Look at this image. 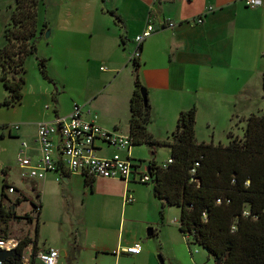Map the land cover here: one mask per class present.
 Masks as SVG:
<instances>
[{
	"label": "crops",
	"instance_id": "1",
	"mask_svg": "<svg viewBox=\"0 0 264 264\" xmlns=\"http://www.w3.org/2000/svg\"><path fill=\"white\" fill-rule=\"evenodd\" d=\"M79 1L81 2L77 4L60 3L49 9L44 18L49 23L52 47L44 52V57L55 51L58 44L60 55L51 54L50 60L56 58L64 71H74L76 54L82 50L79 46L80 40H105L109 35H115L117 38V50L125 51L127 45L132 44L133 51L137 46L134 40L136 35L143 31L148 19L153 18L158 30L143 42L139 72L152 106L148 129L157 139H172L170 135L177 126L180 111L193 105L198 108V141H210L205 136H198L202 118L206 132L212 131L211 141L215 142L219 123L217 115L220 109L223 111L222 120H230L229 124L235 118L248 116L252 111V104L248 102L252 98L250 89L253 86V78L264 72V0L256 6L246 5L245 0H127L126 9L113 5L100 6V0H97L95 12L91 9V12H94L93 18L87 14L92 7L88 0ZM54 15L58 16L57 21H54ZM116 15L121 20L117 21ZM200 16L204 19L203 23L196 22V18ZM102 17L107 18V21H101ZM161 21H172L176 24L174 27L167 24L163 27ZM130 58L128 53L122 56L108 51L97 58L88 52L86 71L90 70L91 64L97 65L98 61H102L107 65V69L103 71L113 75V78L111 80L109 76V80L99 82L87 93L80 95L83 102L73 100L68 107L63 103V98L69 94L67 85L60 83L62 92L55 102L54 88L49 83L46 85L44 79H41L45 85L40 84V87L30 90L34 102L46 105V109L39 113L38 120L34 123L36 131L39 122L51 120L56 115L67 116L75 104H80L87 118L95 120L108 130L129 134L130 99L135 88L134 74L131 77L133 84L123 93V102L119 107L114 106L115 102H105V97L111 96L107 92L111 84L118 79L120 72L130 66ZM102 66L99 67L100 70ZM132 68L134 71V65L129 67L131 71ZM27 84L28 81L23 89L22 103L27 95ZM227 102L228 108L225 106ZM240 106L243 110H240ZM4 123L6 125L8 122ZM228 127L230 125L226 126V131L232 129V126ZM33 144L29 143V151L35 148L30 153L37 158L39 151L36 134ZM101 145L103 149L99 151L100 155L113 153V148L103 143ZM169 159L165 163L155 161L165 166ZM86 179L91 178L82 173L58 170L49 171L45 177L36 179L33 183L41 193L42 202L43 194L50 193L54 188L63 196L67 193L71 196L74 192L72 182L87 184ZM93 179L91 189L98 196L94 202L98 203L99 198L103 199L104 203L115 202L121 210L120 217H112L113 223H106L99 213H80L75 219L78 230L74 234V241L56 243L61 256L67 257V260L74 259L76 264H159L157 255L160 248H157L151 239L145 240L143 237V229L149 230V225L153 224L155 219L148 209H159L162 206V200L155 195L153 185L148 187L104 177ZM14 185L24 189L25 195L28 192L35 194L34 190L24 187L21 179ZM130 191L134 193L135 200L127 203L125 197ZM132 208L145 209L142 221L127 217ZM171 209L166 206L162 218V233L167 240L166 243L162 238L160 242V246L163 243L167 247L163 257L164 264H210L207 261L211 258L210 255H203L200 251L195 255L193 242L181 231L180 208L178 207L179 214L176 211L174 218L168 216L171 215ZM42 211L41 207L39 221ZM156 233L157 228H153L152 235ZM41 237L46 239L39 229L38 245L45 248L39 244ZM136 242L142 243L141 252L128 253L126 248ZM201 247L208 252L206 248ZM216 263L218 264L217 261ZM59 264H65L63 258L59 259Z\"/></svg>",
	"mask_w": 264,
	"mask_h": 264
},
{
	"label": "trees",
	"instance_id": "2",
	"mask_svg": "<svg viewBox=\"0 0 264 264\" xmlns=\"http://www.w3.org/2000/svg\"><path fill=\"white\" fill-rule=\"evenodd\" d=\"M40 3V0H16L11 20L5 26L6 43L0 48V81L8 93L0 102L2 106L11 107L22 102L26 60L32 54L36 55L42 75L56 83L49 74L47 58L37 54V38L50 28L47 19L40 21ZM115 18L121 20L117 15ZM139 48L142 50L143 44ZM132 63L135 88L130 99L129 135L133 145L147 143L171 147V161L167 165L151 162V183L155 195L162 200V218L166 206L179 207L181 231L191 237V242L207 248L219 264H264V114L252 113L245 118L247 126L243 138L233 137L228 144L198 141V108L193 105L180 111L171 140L157 139L148 129L152 106L140 77L141 62L133 58ZM142 89L146 91V99ZM57 96L55 90V102ZM93 181V178L86 179L91 187ZM10 185L6 180L2 185L0 221L4 223L13 216L18 217L16 205L28 198L18 189L20 194L16 202L8 206ZM32 187L40 199L41 193L34 183ZM33 204L39 213L36 236L28 234L21 238L19 251L29 243L39 248L42 203L34 201ZM27 217L33 219L31 215ZM0 228V236H10L7 227ZM6 264L19 262L10 258Z\"/></svg>",
	"mask_w": 264,
	"mask_h": 264
},
{
	"label": "rangeland",
	"instance_id": "3",
	"mask_svg": "<svg viewBox=\"0 0 264 264\" xmlns=\"http://www.w3.org/2000/svg\"><path fill=\"white\" fill-rule=\"evenodd\" d=\"M40 2L41 3L39 7V15L40 21L42 23L44 19H46L44 17H46L49 9H53L56 5L60 3L77 4L81 1L40 0ZM88 2L89 5L92 7H90V11L87 14L90 18H93L95 8L96 6H98V1L88 0ZM111 5L119 7L120 9L128 8L127 0H100V6L109 7ZM15 8L16 0H0V48L3 47L6 43L5 26L7 22L11 20ZM91 9L94 12H91ZM53 18L54 21H57L59 19L57 15H54ZM100 20L107 21V18L102 17ZM48 30H50V28ZM46 32L37 38V54L40 57H44V52L50 50L52 47L51 38L46 37ZM116 43L117 38L115 37V35H109V37L105 40L101 38H95L93 40H80L79 46L82 50L78 51L76 54V69L74 71H64L58 63V60L54 57L53 60H50L49 57L51 56V54H54L56 56L60 55L61 50L58 44H56L55 51L49 52V55L45 57L47 58V67L49 74L57 83L49 81L42 75L36 55H33L32 57L28 58V60L26 61L27 71L25 74L26 83L28 81V84L27 95L24 102H21L20 104L11 107L0 105V203L3 182L6 180L9 183H19L20 181V168L18 165L17 157L19 149L23 141H27L31 145H34L33 139L36 134V127L34 123L37 122L39 113L46 109V105L43 106L40 105L38 102L33 101L30 94V90H32L33 88L36 89L37 86L40 87V84H42L43 86L49 83L54 88V92L55 90H57L58 95H60L62 92L59 88L60 83L64 82L63 84L67 85V91L69 92L68 96L63 98V103L65 107H68L69 103H71L73 100H80V102H83L82 99H80L81 94H83L84 92L87 93L99 82H102L103 80L107 79L109 80V76L111 80L113 78V75H110V73H106L105 71L100 70L99 67L101 65L105 67L107 66L106 63L102 61H98L97 65L91 64L90 70L88 72L86 71V69L88 70V60L86 59L88 52L93 53L94 56L97 58H100L104 53L108 51H111L116 55L122 56L128 53L131 57L134 51L131 50L132 44L127 45L126 50H121V52L115 47ZM129 65L130 68L131 66H133L132 60H130ZM129 67L123 69L120 72L118 79L113 84H111V87L107 92V94H110L111 96L105 97V102L109 104L115 102V107H119L122 104L123 93H126L127 89L129 90L131 88V85L133 84V80L131 81V77H133V68L131 71ZM263 74L264 72L253 78V86L252 89H250L252 98L248 102V104H252V111L249 113V115H251L252 113L264 114ZM41 79H44L45 84L41 82ZM6 96L7 89L5 88L4 84L0 82V102H2ZM225 106L228 108L229 103H225ZM239 108L240 110H243L241 106ZM222 114L223 111L220 109L219 115H217L219 121L217 125V134L214 139L215 142H213H222L228 144L233 137L243 138L247 126V120L245 118H247L249 115L246 117L235 118V120L229 124L230 120H222V118H224ZM3 122H8L10 125L17 124L19 126V129H14L13 133H9V129L5 128V123L3 124ZM199 125L200 126L198 136H205L207 140H213L212 131L206 132L205 130L204 118L201 119ZM227 125H230V127L228 128H231L232 126V129L230 131H226ZM230 132L232 136H230ZM208 133L209 135H207ZM170 136V138H172V135ZM167 139H169V137ZM34 149L35 148L31 149L30 152H32ZM132 155L137 160H143V162L147 165H149L153 160H156L160 163H165L169 158H171V148L169 147V145H150L147 143L134 144L132 146ZM6 165L8 167H5ZM5 168L8 169L7 172H5ZM136 183L152 187L151 182H135L134 184ZM61 184H63V182ZM72 185L74 192L71 196L68 193L67 195L63 196L60 194L57 188H54L51 190L50 193H45V195L43 194L42 202L41 198L39 199L34 193L28 192V196L26 194L28 198H24L19 204L16 205L15 209L18 214V217L13 216L9 218L6 223H4V221H0V226L3 228L7 227L9 235L11 236L23 238L24 236L29 234L33 238H35L39 213L38 211L34 210L33 202H41L43 213L40 218V234L42 236H46V239H43L41 237V239L39 240V244L41 247H58L56 243H58L59 241H61V244H65V241L68 242L69 240L74 241V234L78 230V225L75 219L76 216H78L80 213H99L106 223H113L112 217L119 219L121 210L119 206L115 205V202L104 203V200L99 198L98 203H95L94 200L97 199L98 196L93 193V190L91 189L90 185L80 183L78 181H73ZM9 195L11 201H6L8 206L16 202V199L19 194L9 193ZM169 207H171L172 209L171 215L169 214L168 216L169 218H174L176 216V211L178 213L179 209L177 206ZM160 211L161 207L159 209H152V207L148 209V212L153 215V218L155 217L154 223L150 224L149 228H157V233L152 236H149L148 229L145 228L143 229V237L145 240L151 239L152 242L156 245V247L160 248V251L157 255V259L159 264H164L165 261L162 263L160 257H164L167 251V247L166 245L164 246L163 243L162 246H160V242L162 238L165 240L166 243L167 240L165 238L164 233H162L163 224ZM144 214V208H132L130 210V213H128L127 217L132 218L134 220L142 221ZM27 215H31L33 219H29ZM0 233L2 234L1 230ZM192 248L194 250L195 255L197 251H200L203 255H210L211 258L207 259V261L210 264H217L214 256L203 250L200 245L193 243ZM60 258L64 259L65 264H76V261L74 259L67 260V257L64 258L63 256H60Z\"/></svg>",
	"mask_w": 264,
	"mask_h": 264
},
{
	"label": "built area",
	"instance_id": "4",
	"mask_svg": "<svg viewBox=\"0 0 264 264\" xmlns=\"http://www.w3.org/2000/svg\"><path fill=\"white\" fill-rule=\"evenodd\" d=\"M246 5L256 6L263 0H245ZM203 17H197V23H203ZM164 26L174 27L175 22L161 21ZM158 28L153 18H149L143 31L136 35V48L131 55L140 58L143 42L150 37ZM106 70L105 66L101 67ZM12 133L19 129L17 124L5 125ZM36 141L39 155L34 158L29 151L30 145L23 141L18 152L19 177L28 190H33L32 184L36 179H41L49 171L67 170L72 173H82L89 178H112L122 179L126 182L149 183L153 181L151 163L145 164L143 160H137L131 153L133 141L129 134L118 130H108L95 120L89 119L80 104H75L72 112L67 115H56L51 120L38 123ZM113 148L111 155L102 156L99 151L103 149L101 144ZM171 161V158L169 159ZM199 165V162L196 163ZM149 168L151 171H149ZM24 189L11 184L7 188L8 193H18ZM135 200L133 192H128L125 201L132 203ZM220 202L221 199H218ZM39 209V208H38ZM37 211V210H36ZM188 239L191 237L189 235ZM21 238L17 236H0V251L17 249L16 258L19 264H59L61 252L58 248L47 246L36 249L33 243L26 244L21 251ZM142 250V243L136 242L126 248L131 254H138ZM0 264H6V260L0 259Z\"/></svg>",
	"mask_w": 264,
	"mask_h": 264
},
{
	"label": "water",
	"instance_id": "5",
	"mask_svg": "<svg viewBox=\"0 0 264 264\" xmlns=\"http://www.w3.org/2000/svg\"><path fill=\"white\" fill-rule=\"evenodd\" d=\"M49 35H50V30H47V32H46V37H49ZM142 95H143V97L146 99V91L144 90V89H142ZM149 171H151L150 170V168H149ZM153 234V228H150L149 230H148V235H152ZM207 249V248H206ZM208 250V249H207ZM19 253H18V251H17V249H13V250H11V251H7V250H4V249H2L1 251H0V259L1 260H8V258L9 257H16L17 255H18ZM161 258V261H162V263L164 262V259L162 258V257H160ZM218 262V264L220 263V261H217Z\"/></svg>",
	"mask_w": 264,
	"mask_h": 264
}]
</instances>
